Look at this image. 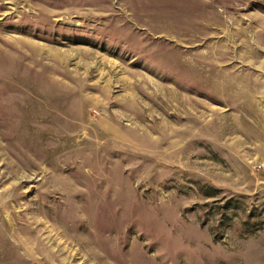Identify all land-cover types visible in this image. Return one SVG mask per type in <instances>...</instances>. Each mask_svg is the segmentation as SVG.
I'll list each match as a JSON object with an SVG mask.
<instances>
[{"label":"rangeland","instance_id":"obj_1","mask_svg":"<svg viewBox=\"0 0 264 264\" xmlns=\"http://www.w3.org/2000/svg\"><path fill=\"white\" fill-rule=\"evenodd\" d=\"M0 264H264V0H0Z\"/></svg>","mask_w":264,"mask_h":264}]
</instances>
